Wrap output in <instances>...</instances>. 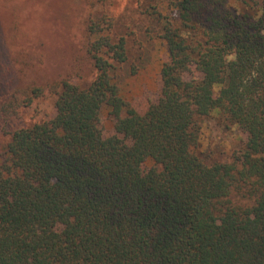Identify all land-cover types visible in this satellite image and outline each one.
I'll return each instance as SVG.
<instances>
[{
    "label": "trees",
    "instance_id": "1",
    "mask_svg": "<svg viewBox=\"0 0 264 264\" xmlns=\"http://www.w3.org/2000/svg\"><path fill=\"white\" fill-rule=\"evenodd\" d=\"M146 2L155 36L139 37L168 60L145 112L124 97L138 69L106 12L86 24L89 85L0 97L6 126L47 92L56 111L0 155V264H264V0ZM213 118L246 136L231 163L197 152Z\"/></svg>",
    "mask_w": 264,
    "mask_h": 264
},
{
    "label": "rangeland",
    "instance_id": "2",
    "mask_svg": "<svg viewBox=\"0 0 264 264\" xmlns=\"http://www.w3.org/2000/svg\"><path fill=\"white\" fill-rule=\"evenodd\" d=\"M139 1L149 0H109L107 6H92L91 0H0V97L16 88L46 86L62 78L89 85L95 70L86 52V24L91 14L106 12L114 20L115 37L127 38L129 59L138 69L132 78L124 77V97L138 112H145L161 95L159 75L168 53L158 40L139 37L150 30L154 38L156 31ZM54 101L47 92L7 126L0 122V155L13 132L54 118ZM101 128L105 135L115 133L106 113ZM245 140L236 127L213 118L202 126L197 152L209 164L231 163Z\"/></svg>",
    "mask_w": 264,
    "mask_h": 264
}]
</instances>
